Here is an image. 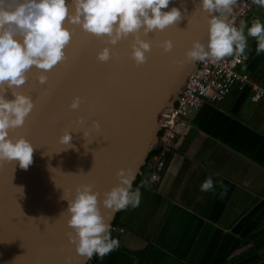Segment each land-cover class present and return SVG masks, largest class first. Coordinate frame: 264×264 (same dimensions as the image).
Segmentation results:
<instances>
[{"label":"water","instance_id":"water-1","mask_svg":"<svg viewBox=\"0 0 264 264\" xmlns=\"http://www.w3.org/2000/svg\"><path fill=\"white\" fill-rule=\"evenodd\" d=\"M173 6L180 10L178 21L136 34L150 44L143 64H136L130 55L132 34L108 45L103 36L65 18L70 40L64 58L43 72V84L37 80L42 69L27 70L26 81L15 91L29 96L33 108L21 126L8 131L34 149L27 169L15 159L0 160V264H86L90 258L78 254L69 242L72 229L62 213L67 201L61 198L64 193L71 199L82 184H91L98 193L97 206L112 228L119 210L113 213L103 207V193L118 183V169L130 170L133 182L142 174L157 139L159 117L172 108L196 66L197 60L186 59L185 53L193 41L207 40L208 17L219 15L201 10L199 0H170L162 11ZM164 40L172 42L168 51L161 46ZM105 46L111 54L101 62L96 54ZM4 96L13 99L12 89L6 86ZM74 96L81 98L77 109L69 108ZM93 121L98 128L92 127ZM65 131L74 147L64 149L66 145L59 143Z\"/></svg>","mask_w":264,"mask_h":264},{"label":"crops","instance_id":"crops-1","mask_svg":"<svg viewBox=\"0 0 264 264\" xmlns=\"http://www.w3.org/2000/svg\"><path fill=\"white\" fill-rule=\"evenodd\" d=\"M254 19L264 23L258 3L244 19L246 36ZM246 44L240 70L249 83L189 109L158 179L142 173L139 205L123 213L118 235L127 249L150 243L169 264H223L232 257L233 264L253 252L244 241L264 227V94L252 100L251 85L264 90V51L254 37ZM209 176L213 189L201 191Z\"/></svg>","mask_w":264,"mask_h":264},{"label":"clouds","instance_id":"clouds-1","mask_svg":"<svg viewBox=\"0 0 264 264\" xmlns=\"http://www.w3.org/2000/svg\"><path fill=\"white\" fill-rule=\"evenodd\" d=\"M170 0H0V160L18 161L19 167L27 169L32 163L33 145L23 137L12 138L9 129L21 126L24 118L33 108L32 99L15 88L27 79V70L35 66L43 71L37 77L39 83L46 81L43 72L50 70L64 56V48L70 40V31L63 24L79 25L84 31L103 36L108 45H115L122 37L133 35L130 55L136 64H143L150 44L136 35L139 31L147 34L152 30H162L180 19V10L173 6L167 11ZM264 6V0H254ZM236 0H199L200 9L219 15L208 17V36L205 42L193 41L186 51L188 60L216 59L230 56L234 52L243 54L247 36L258 41L257 51H264V23L254 19L247 26L245 22L234 26L227 20ZM71 8V10H69ZM17 36L19 39H17ZM164 51L172 47L170 40L162 42ZM111 50L103 47L97 60L110 58ZM12 89L13 99L4 96L5 87ZM15 86V87H13ZM80 97H73L69 108L77 109ZM78 123L82 120L78 118ZM98 128V122H92ZM75 132V131H72ZM86 139L87 133L82 132ZM69 131L58 138L66 148L74 147ZM43 155V154H42ZM143 173V172H142ZM118 183L103 193L100 203L114 213L140 202V191L133 188L134 174L128 169H118ZM20 188V187H19ZM91 184L79 185L71 199L65 197L67 208L66 224L72 229L68 234L78 254L91 258L94 254L104 256L119 246V241L111 237L110 224L98 208V193L92 191ZM201 191L213 189V179L207 177L200 185ZM22 192V188H20ZM110 219V217H109ZM120 229V228H119ZM118 231L119 233L123 232ZM74 233V234H73Z\"/></svg>","mask_w":264,"mask_h":264},{"label":"built area","instance_id":"built-area-1","mask_svg":"<svg viewBox=\"0 0 264 264\" xmlns=\"http://www.w3.org/2000/svg\"><path fill=\"white\" fill-rule=\"evenodd\" d=\"M254 3V0H239L236 8L227 15L228 22L238 27ZM243 58V54L234 52L220 59L209 56L196 61L194 70L179 89L172 108L159 117L157 139L151 145L144 164L149 181L158 179L168 155L174 149L178 128L187 126L189 109H197L205 101H221L234 88L249 83L248 75L240 70ZM251 86L255 90L251 98L256 101L264 90L255 84Z\"/></svg>","mask_w":264,"mask_h":264},{"label":"trees","instance_id":"trees-1","mask_svg":"<svg viewBox=\"0 0 264 264\" xmlns=\"http://www.w3.org/2000/svg\"><path fill=\"white\" fill-rule=\"evenodd\" d=\"M143 169H145L144 166L142 172L144 171ZM144 182L143 174L137 176L133 182V188L142 190ZM127 209L128 207L121 209L115 214L112 221V228L110 229L111 237L119 241V246L104 256L94 254L87 260L86 264H131L132 259L135 261L134 264H169L168 257L150 243L140 250H129L122 245L118 236L121 233L118 231L123 228V213ZM244 244L250 245L249 249H253V252L245 258H240L233 264H264V251L262 253L260 252V250H264V227L245 238ZM232 260L233 257L225 260L223 264H232Z\"/></svg>","mask_w":264,"mask_h":264},{"label":"rangeland","instance_id":"rangeland-1","mask_svg":"<svg viewBox=\"0 0 264 264\" xmlns=\"http://www.w3.org/2000/svg\"><path fill=\"white\" fill-rule=\"evenodd\" d=\"M142 168H143V167H142ZM143 170H144L143 173L146 174V171H145L146 169H143ZM124 237H125V236H120V237H119V240H120L121 243L123 242V239H121V238H124Z\"/></svg>","mask_w":264,"mask_h":264},{"label":"bare ground","instance_id":"bare-ground-1","mask_svg":"<svg viewBox=\"0 0 264 264\" xmlns=\"http://www.w3.org/2000/svg\"><path fill=\"white\" fill-rule=\"evenodd\" d=\"M171 108H169L165 113H167Z\"/></svg>","mask_w":264,"mask_h":264}]
</instances>
